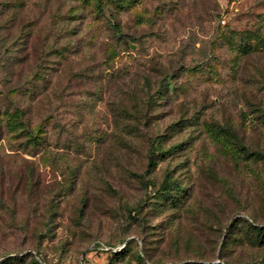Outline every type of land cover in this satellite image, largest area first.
Returning a JSON list of instances; mask_svg holds the SVG:
<instances>
[{"label": "rangeland", "instance_id": "374dc122", "mask_svg": "<svg viewBox=\"0 0 264 264\" xmlns=\"http://www.w3.org/2000/svg\"><path fill=\"white\" fill-rule=\"evenodd\" d=\"M3 1L0 264H262L264 0Z\"/></svg>", "mask_w": 264, "mask_h": 264}, {"label": "trees", "instance_id": "16d2710c", "mask_svg": "<svg viewBox=\"0 0 264 264\" xmlns=\"http://www.w3.org/2000/svg\"><path fill=\"white\" fill-rule=\"evenodd\" d=\"M116 1H119V2H122L123 0H116ZM55 2L59 5L62 0H55ZM3 5H11V7L13 9H15V11L13 12V16H10L6 21H7V24L10 23V21H15V17L17 15H19L17 12H21L20 9L24 6V3L20 0H4L3 1ZM26 13V12H25ZM78 16V13L74 12L71 14V17L73 19H76ZM76 27L74 26L72 28V33L73 35H76V32L74 31ZM38 38V37H37ZM44 37H42L43 39ZM36 37L33 38V41H35ZM40 41H42L41 39H39V43ZM45 41V40H44ZM66 45L67 47H69L71 49V51H73V55L76 56L77 53L80 51V50H84L86 49L84 44H82L80 42V40L76 37V36H72L69 40L66 41ZM78 56V55H77ZM77 59H79V57H77ZM75 60H73L74 62ZM79 61V60H78ZM77 63V62H76ZM77 64H80V63H77ZM83 71V75L80 76V72ZM87 71H89V68L87 69L86 66H84V68L82 66L79 65V67H77L76 69L73 68L72 69V75H77V81L76 82H93L95 81L96 78L100 77V76H97V74H89ZM164 77L161 78V82L162 85L164 84V88H168L170 89L172 87V82H171V79H172V74L165 71L163 73ZM161 85V87H162ZM168 90H163V91H160L162 92L161 94L156 90V91H150L149 93L145 94V103L143 104V107L142 108H145V110L143 111L142 113V116L144 117H147L148 115H150V112H151V109H152V104H155L156 103V100H159V99H163V96L165 93H168L167 92ZM234 136L235 134L232 133ZM146 136V135H145ZM162 135L160 134H156L155 136L153 135H147L145 137V141L147 142V145L149 146V149H150V154H149V158H148V163L149 164H154V158L152 156L153 152H154V148L155 147H158L159 145H161V138ZM120 144H126L128 145V143L130 141H128V138L126 137H120ZM132 144V143H131ZM130 145V144H129ZM172 183H175V180L171 177V176H167L164 181H163V187H164V192H167L169 193L170 192V189L172 188L173 184ZM177 189L179 190L180 189V186L177 184L176 185ZM168 196H170V194H168ZM249 225L254 229L256 230L257 232H264V223H260V222H255L254 220L250 221ZM11 258L8 257V258H5L6 261H9ZM35 263L36 264H46L43 260L41 261H38V260H35ZM189 263V262H187ZM186 264V263H185ZM201 264H208V263H201ZM214 264H220V263H214ZM264 264V262L262 263Z\"/></svg>", "mask_w": 264, "mask_h": 264}]
</instances>
